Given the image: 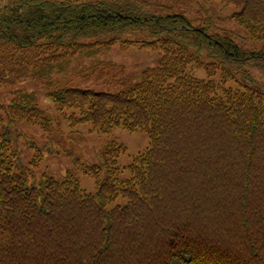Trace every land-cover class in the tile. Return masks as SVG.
<instances>
[{"label":"trees","instance_id":"trees-1","mask_svg":"<svg viewBox=\"0 0 264 264\" xmlns=\"http://www.w3.org/2000/svg\"><path fill=\"white\" fill-rule=\"evenodd\" d=\"M221 1L240 7L234 20L250 38L264 40V0ZM147 26L172 35L141 43L161 55L137 82L119 93L72 85L78 78L130 83L124 65L98 55ZM204 49L221 61L204 63ZM84 57L94 60L76 66ZM250 57L264 53L209 35L183 14L145 13L129 0H0V86L38 78L70 125L89 122L100 132L117 126L149 137L125 180L116 159L125 148L105 145L108 177L102 180L96 166L87 171L95 193L70 173L37 177L11 146L18 133L9 126L26 121L49 133L54 124L34 92L13 90L0 104V264H264V93L187 70L204 68L211 77L222 69L226 79L224 61ZM41 157L37 149L33 163ZM118 197L125 204L104 210Z\"/></svg>","mask_w":264,"mask_h":264},{"label":"rangeland","instance_id":"rangeland-1","mask_svg":"<svg viewBox=\"0 0 264 264\" xmlns=\"http://www.w3.org/2000/svg\"><path fill=\"white\" fill-rule=\"evenodd\" d=\"M138 5L140 9L152 12L157 15L183 14L191 26L195 28H204L209 35L216 32L228 36L241 48L248 51H258L264 53V40H254L250 38L247 30L239 25L232 17L233 13L240 11V7L224 3L221 0H129ZM175 19V18H174ZM212 23H209V20ZM155 26H147L142 30L133 33L124 34L116 38V43L110 50L99 53L98 57L104 60H111L117 64L124 65V73L132 77L130 83L123 86L107 83L102 80H85L82 78L72 81V85L85 89H91L98 92L119 93L125 91L133 83L140 79L141 73L145 68L155 66L161 55L160 50L140 46L144 41H158L167 34L172 35L169 30L153 33L150 31ZM174 33L179 34L180 30L175 29ZM197 32L192 30L187 32V38ZM131 39L137 41L127 49H121L120 44ZM195 51L193 47H190ZM204 63L220 62V56L215 53H208L202 50L199 54ZM94 57H84L76 66L83 63H91ZM222 68L226 69L231 76L224 79L222 69H217L216 73L209 77L204 68H196L189 65L187 70L195 77L202 79H213L225 87H236L248 84L255 90L264 93V57L246 60L224 61ZM118 65V66H120ZM24 89L36 94L37 105L48 116L51 117L54 124L53 130L45 132L39 125L26 121L14 122L9 129L15 130L18 136L10 140L11 146L19 150L22 163L25 167L31 169L37 177H42L45 173L57 180L63 179L67 173H70L79 186L88 193L97 191V184L94 177L88 174L89 167L96 166L100 168L102 180L108 177V168L106 160L108 154L105 151V145L108 142H115L116 145H122L125 150L120 152L117 159V165L120 169L119 180H125L130 177L128 165L132 162L133 156L149 145V137L144 131H129L122 127H113L108 132H100L93 128L89 122L70 125L62 114L54 108L53 102L48 98L41 86L38 78H22L14 80L12 83H6L0 86V104L9 102L12 91ZM64 112L69 114L70 109ZM7 122L4 117V123ZM3 126L0 131H3ZM25 140L30 142H25ZM44 148L54 151L49 153ZM37 149H41L42 157L33 163ZM126 200L118 197L115 201L104 206L108 210L115 204H125Z\"/></svg>","mask_w":264,"mask_h":264}]
</instances>
